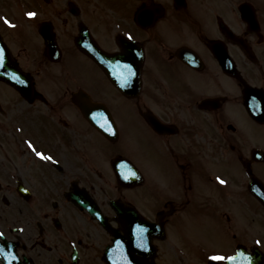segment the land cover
Segmentation results:
<instances>
[{
  "label": "flooded vegetation",
  "instance_id": "1",
  "mask_svg": "<svg viewBox=\"0 0 264 264\" xmlns=\"http://www.w3.org/2000/svg\"><path fill=\"white\" fill-rule=\"evenodd\" d=\"M195 1L176 7L174 0H101L110 9L86 20L96 24L92 30L100 47L117 59L118 84L109 80L106 67L70 48L74 27L84 21L81 9L74 25L73 18L68 25L47 18L65 48L59 46L61 69L83 58L91 82L73 81L69 74L60 78L58 102L48 106L56 126L46 134L58 141L57 153L49 152L58 164H41L37 187L18 174L42 229L27 227L9 239L16 243L10 264H107L104 252L114 233L129 241L126 225L135 217L160 225L149 258L157 264H185L177 252L169 253V236L175 235L170 231L181 221L210 223L216 231L207 249L197 242L202 260L220 256L215 264H225L240 250L250 264H264V17L258 6L249 9L253 15L245 21L232 2L208 0L209 12L197 9ZM10 15L0 9V33L24 43L18 33L28 31L7 26ZM26 61L32 67L22 64L25 70L38 62L34 55ZM55 75L45 77L56 81ZM80 87L92 102L103 104L98 109L111 123L113 138L71 102ZM40 91L37 97L46 103ZM116 156L129 161V168L119 160L112 163ZM120 173L128 184L121 185ZM49 190L60 192L69 205L72 224L55 214L61 202L43 194ZM82 193L101 220L74 202L85 198ZM50 225L60 233L50 232ZM181 243L175 237L171 249Z\"/></svg>",
  "mask_w": 264,
  "mask_h": 264
},
{
  "label": "rangeland",
  "instance_id": "2",
  "mask_svg": "<svg viewBox=\"0 0 264 264\" xmlns=\"http://www.w3.org/2000/svg\"><path fill=\"white\" fill-rule=\"evenodd\" d=\"M232 1H234V0H232ZM257 1L260 4L264 2V0H257ZM198 2H199V6L197 5ZM204 3L209 4V5H204ZM195 4H196V8L199 10L205 9V10H208L210 12L212 9V6L208 2V0H204V1L203 0L202 1L196 0ZM261 10L264 11V8H261ZM21 58H23V57L21 56ZM69 69H71V68H69ZM71 72L73 74H75L78 78L86 80L88 82V84L90 85L91 79H90L89 75H90L91 70L83 62H80V65L72 67ZM57 94H58V92L55 93V95H57ZM35 108H37L36 104H35ZM44 121H46L45 125H46V131L47 132L49 129L53 130L54 126H56V124L51 123L48 120H44ZM23 125L29 129L32 128L33 127V118L29 119L28 123L26 121H23ZM10 133L11 134L7 133L8 137L3 140V152H4V154H3V152H0L1 154H3V155H0V158H3V161H5L7 163L8 154L10 156H12V152L16 148H20V155L21 156L15 160L14 170H16V172L14 173V175L9 174V175H11V176H9L10 178L8 177V179H5V180L10 181V180L18 177L17 174H19L25 182H31L32 184H34L35 187H37L39 185V183L37 182L38 177L36 174H39V175L42 174L41 170H40L41 169V162L37 161L36 157H33L32 154H30L32 157L28 156V154L22 150L24 147L23 145H22L23 147L22 146H16L15 144L20 143V140L17 137H15L13 131L10 130ZM37 141L42 148H44L46 150H50L54 153H57V150L55 149L56 142H54V140L52 138L47 137V136L43 135L42 133H40L37 135ZM1 144H2V141H1ZM8 146H9V151H8ZM125 149H126V151H130V148H125ZM37 167H39V170H37ZM0 175H2V178L4 179L5 175L1 174V172H0ZM48 189H49V187L46 186V190H48ZM41 193H42V191H41ZM43 194H47L48 197L52 196V199H54L56 196L58 197L61 204H60V206H58L56 208L55 214H57V216H59L62 220L64 219L66 223L72 224V221L70 220V216H72V214H71L70 209L68 208L69 205L66 204L65 202L61 201L60 192H55V191L49 190V191H44ZM0 195H2V194H0ZM10 195L11 194H9L8 197H10ZM44 203L47 206L48 211H51L52 208H51L50 204L47 205V200H44ZM26 205H28V214L24 215V217H23V220L26 222L20 221L19 224L25 225V228L27 230V227L36 226L34 224V221H35L34 217L37 215L36 214L37 211H36V204L35 203L26 204ZM20 206H22V205H20ZM22 209L24 210V208H22ZM1 218H2V216L0 215V219ZM27 221H30L31 224L27 223ZM52 231H55L56 233H60L59 231L55 230L52 227V225H50V232H52ZM61 232H63V230ZM170 232L176 235V240L178 242L185 241V242L195 243V242L200 241V242H202L206 245H209V246L211 244L213 234L216 233V231H211L210 223H209L208 227H203L197 221L193 222V223L187 222V221H181L179 223V225L177 226V228L172 229ZM191 251H193V247H191Z\"/></svg>",
  "mask_w": 264,
  "mask_h": 264
},
{
  "label": "water",
  "instance_id": "3",
  "mask_svg": "<svg viewBox=\"0 0 264 264\" xmlns=\"http://www.w3.org/2000/svg\"><path fill=\"white\" fill-rule=\"evenodd\" d=\"M18 76V77H17ZM22 75L10 61L9 55L5 47L0 42V78L10 81L15 87H19L18 81ZM137 264H141L137 259H133Z\"/></svg>",
  "mask_w": 264,
  "mask_h": 264
},
{
  "label": "snow or ice",
  "instance_id": "4",
  "mask_svg": "<svg viewBox=\"0 0 264 264\" xmlns=\"http://www.w3.org/2000/svg\"><path fill=\"white\" fill-rule=\"evenodd\" d=\"M28 15H29V16H32V15H34V13H28ZM6 22H7V21H6ZM37 155L40 156V155H42V154L39 153V152H37ZM213 259H217V260H219V259H223V258L220 257V256H215V257H213ZM229 259H231V258H229Z\"/></svg>",
  "mask_w": 264,
  "mask_h": 264
}]
</instances>
